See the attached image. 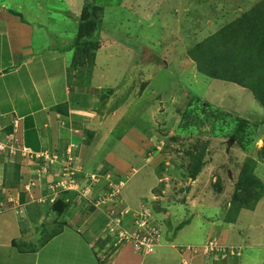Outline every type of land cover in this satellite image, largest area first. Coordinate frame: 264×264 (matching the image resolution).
<instances>
[{"label": "rangeland", "instance_id": "374dc122", "mask_svg": "<svg viewBox=\"0 0 264 264\" xmlns=\"http://www.w3.org/2000/svg\"><path fill=\"white\" fill-rule=\"evenodd\" d=\"M1 1L14 15H7L0 27V59L7 66V83L16 77L17 111L37 105L34 87L45 103L64 100L68 82L70 90L80 92L74 99L93 110L83 139L64 156L35 155L17 147L20 142L14 146L3 141L10 144L8 150L0 144V198L2 194L4 210L19 208L17 240L42 246L41 230L54 227V204L69 202L55 188L65 182L79 188L60 219L66 221V246L76 249L80 238L95 256L98 251L96 260L109 253L107 264L136 255L142 264H264V193L253 209L241 210L235 224L225 220L245 171L252 169L253 178L264 186V106L249 89L199 73L186 56L189 46L264 0ZM88 3L97 8L90 10L97 25L81 41L104 46L79 60L76 41ZM16 27L30 35V49L36 48L38 55L28 58L30 64L22 53L13 64L8 59L7 32ZM58 55V66L51 65V70L59 69L49 73L54 79L48 85L43 70ZM18 66L17 75L13 70ZM24 66L38 70L34 81ZM85 92L89 95L81 96ZM27 94L30 102L25 101ZM10 105L3 103V109ZM118 141L115 150L128 165L107 163V153ZM80 146L84 160L76 151ZM200 156L203 168L193 179ZM91 159L99 168L90 166ZM14 162L31 183L23 180L17 188L9 187L4 165ZM106 237L110 241L104 249L94 246ZM144 237L151 251L139 248L138 238ZM55 239L44 247L53 248L49 246Z\"/></svg>", "mask_w": 264, "mask_h": 264}, {"label": "crops", "instance_id": "0c3cea01", "mask_svg": "<svg viewBox=\"0 0 264 264\" xmlns=\"http://www.w3.org/2000/svg\"><path fill=\"white\" fill-rule=\"evenodd\" d=\"M3 3V1L0 2V27L3 25V19L5 20V17L7 15L14 16L9 14V9L6 7V4ZM6 21V20H5ZM3 32H0V55H2V48H3V35L1 34ZM7 34H10V37L8 35H5L6 39L8 37L11 39V46L7 45L8 53V59L13 64V62L16 60V58H22L20 53L27 56H24L25 62L27 64H30L32 58L37 56L36 48L30 49L33 46V43L30 42L31 37L29 34L26 33L22 28L16 27V29H12V31H8ZM62 43V42H61ZM59 49H62V47H58ZM27 50V51H26ZM30 54V55H29ZM54 54V53H53ZM61 58L63 60L64 57ZM19 56V57H18ZM44 58H47L46 56H42ZM51 57V55H50ZM54 57V56H53ZM51 57L50 59H52ZM28 58H31L28 60ZM60 58V56H56L55 62L53 64L49 63L48 69L43 70L44 75L48 77V79L45 80L44 83L46 84H53L54 77H49V73H53L52 70H57L59 68H52V66H58L57 60ZM42 59V58H41ZM45 60V59H44ZM43 60V61H44ZM9 68H15L16 66L8 65ZM7 66L3 63V57L0 59V144L3 145V141H6L5 143L11 142V145L16 146L18 142L17 147L19 148H27V151L35 154L40 155V153L47 152L51 157L59 155V153L64 156L66 155V150H70L73 145L75 146V143L77 144V141L83 139L84 136V128L86 126V123L91 122L90 118L93 115V110L84 108L80 105L77 106L78 102L77 99L74 101V105L72 106V102H69V113L67 115L59 114L56 111H54L55 106L58 104H62L64 102L69 101L71 98L69 96H73L74 93H80V92H73L70 90L69 82L65 83L67 87L68 92L66 93V97L64 100L60 101H53L51 103H45L41 101V98H39V91L35 87L33 96L36 97L38 103L33 108H29L25 111H17L16 107L13 105L15 101L14 95L16 91V86H14L13 82L16 79V77H12L10 79V82L7 83L6 78L8 77L9 73L6 69ZM27 68V74L33 81L35 80V76L37 75L36 69H32L31 66H24ZM19 66L16 68V70H13V73H17L18 75ZM33 73V75H32ZM40 74V73H39ZM31 75V76H30ZM49 75V76H48ZM12 86V87H11ZM38 88V87H37ZM41 89V88H40ZM84 93H81V96ZM6 97V102L3 101V98ZM28 97H31L28 94L26 95V102H30ZM7 102H10V106H6V110L3 109V103L6 104ZM81 103V102H79ZM28 116L33 117L35 128L31 132V140H29V143L31 145L26 144V136H27V128H26V118ZM12 126L13 127V133H8L6 131V128ZM87 127V126H86ZM99 128V126H98ZM103 128V127H102ZM33 132H35L33 134ZM5 134V137L7 140H3V136ZM15 140V142H13ZM13 142V143H12ZM17 142V143H16ZM113 143V142H112ZM120 142L118 141L115 144H112V147H110V151L107 153L106 160L107 163L112 166L117 165V163L121 164L120 162L125 163L126 161L119 155L118 151L115 150V147ZM10 144H4L3 146L6 147L8 150L10 147ZM118 146V147H119ZM120 149V148H119ZM76 151L80 152V160H84V150L83 147L80 146V150L76 149ZM48 155V156H49ZM40 158L45 157L43 155L40 156ZM83 162V161H82ZM104 161H101L99 164H101ZM84 163V162H83ZM126 164V163H125ZM23 165V164H22ZM53 168H57V164H52ZM128 165V164H126ZM90 166H96L98 167V164L94 163V160L91 159ZM109 168V166H107ZM111 168V167H110ZM31 169V168H28ZM51 172V171H50ZM92 172V171H90ZM3 175V174H2ZM43 175V174H42ZM23 180L32 182L31 179L25 178V176H22ZM22 180V182H23ZM32 185V184H31ZM30 185V186H31ZM3 195L1 194L0 198V264H67L69 259H72V263L70 264H99V261L97 263V260L95 259V254L92 251V246H87L85 244H82L80 241V238L77 240V250L68 248L66 246V242L64 240L65 235L64 233H61L60 235L56 236L59 240L54 241L53 244H51L49 247L53 246V248H46L41 247L37 252H20L15 247L12 246L13 240H17L19 233H20V220H19V214L16 210L19 208H16V210H4L3 208V201H2ZM24 203V202H23ZM15 208V205H13ZM13 208V207H12ZM9 218V216H11ZM10 219V220H7ZM64 232V231H63ZM74 234V230H72ZM78 235V234H76ZM62 237V239H61ZM71 238L70 236H68ZM77 239V238H72ZM46 246V245H45ZM75 254H73L75 251ZM49 253V254H46ZM64 255V257H62ZM138 255H136L133 259L130 258L129 260H123L119 261L117 264H142L141 259L138 261ZM63 260V261H62ZM125 261V262H124ZM108 262V261H107ZM106 262V264H107ZM110 263H112L110 261Z\"/></svg>", "mask_w": 264, "mask_h": 264}, {"label": "trees", "instance_id": "16d2710c", "mask_svg": "<svg viewBox=\"0 0 264 264\" xmlns=\"http://www.w3.org/2000/svg\"><path fill=\"white\" fill-rule=\"evenodd\" d=\"M91 9L93 11L97 10L94 4L88 3L84 10V13L88 11L87 14L83 16L85 20L80 23L81 37H78L76 41L77 50L79 49L77 59L79 60H82L85 56L91 55L92 53L90 52L96 53L98 49L104 46V44L99 41H81V39H84L82 37L92 36V32L97 25L95 21L96 17L94 18L92 15ZM82 46H85V48ZM186 56L195 62L199 73L213 79H221L249 89L254 97L264 106V1L258 2L252 9L240 14L236 19L218 28L217 31L189 46ZM75 64L76 67H74L78 68V63L75 62ZM85 93L82 96L86 97V95H89L87 92ZM76 99L79 101L78 98ZM76 99L72 96L69 101L55 106L54 111L59 114L67 115L69 113V102H72L71 105L73 106ZM193 99L198 100L196 98ZM79 102L77 106H82ZM26 128L28 131L26 144L31 145L29 140H31V132L35 128L32 116L26 118ZM6 131L8 133H13V127H7ZM202 158L203 156H200L197 159V164H195L192 169L191 176L193 179H196V176L203 168ZM4 167V180L10 183V188H17L23 180L21 165L14 162L12 164H5ZM244 173H246L247 176L244 175L243 177L242 175V178L236 183L235 195L230 210L227 213V217L225 218L228 223L235 224L241 210L253 209L263 197V183L253 178L251 174L252 169ZM58 191L61 192L60 194H63L61 199H68L69 202L65 203L62 200L54 204L53 209L57 213L54 227L52 230H47L44 226L45 230H41V233H43L41 237L42 246H32L27 244L25 239H21L13 240V247L18 248L22 253L30 251L37 252V250L45 246L50 239L63 233L66 221L60 219L64 216L65 211L68 209L71 200L76 196L77 192L63 190L61 187H58ZM24 197L25 194L22 193V203L25 202ZM25 232L24 230L22 231L23 235ZM109 241L108 237L99 239L98 242L94 243V246L98 245L99 249L102 250L109 244ZM116 247L117 246H114L110 252L112 253ZM97 252L98 251H96V256H98ZM108 258L109 253L104 259L98 257L99 264H106Z\"/></svg>", "mask_w": 264, "mask_h": 264}, {"label": "built area", "instance_id": "2783aa9c", "mask_svg": "<svg viewBox=\"0 0 264 264\" xmlns=\"http://www.w3.org/2000/svg\"><path fill=\"white\" fill-rule=\"evenodd\" d=\"M25 150H27L26 148H25ZM74 174V172H72V175ZM92 176L93 175H91L90 177H91V179H93L92 178ZM70 179V178H69ZM94 180V179H93ZM74 181V180H73ZM98 181V180H97ZM61 185H60V184ZM58 183V186L57 187H55V188H57V190H58V187H61L63 190H76V188L75 189H73V187L74 186H67L66 184H65V182H59ZM74 183L76 184V182L74 181ZM77 185H79V183H77ZM78 189L79 188H77V190H76V192H78ZM140 226H142V227H145L146 226V222H142L141 224H140ZM126 234H127V232L125 233V235L123 236V238L125 239V237H126ZM123 235V234H122ZM131 238L133 239V238H136V235H135V233H133V235L131 236ZM147 239L144 237V238H142V240H140L139 238H138V243H139V248L142 250V249H145L147 252L148 251H151L152 250V245H149V244H145V241H146ZM214 248H215V246L212 248V251L214 250ZM226 251V250H225ZM221 252H222V250H221ZM224 252V251H223Z\"/></svg>", "mask_w": 264, "mask_h": 264}]
</instances>
